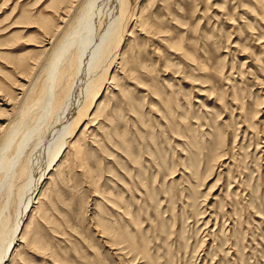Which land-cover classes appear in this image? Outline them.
<instances>
[{"label": "rangeland", "instance_id": "rangeland-1", "mask_svg": "<svg viewBox=\"0 0 264 264\" xmlns=\"http://www.w3.org/2000/svg\"><path fill=\"white\" fill-rule=\"evenodd\" d=\"M69 1L0 0V147L85 3L61 21ZM115 36L4 264H264V0H130ZM18 177L7 198L0 170L10 229Z\"/></svg>", "mask_w": 264, "mask_h": 264}, {"label": "bare ground", "instance_id": "bare-ground-1", "mask_svg": "<svg viewBox=\"0 0 264 264\" xmlns=\"http://www.w3.org/2000/svg\"><path fill=\"white\" fill-rule=\"evenodd\" d=\"M84 2L73 26L48 59L44 69L47 78L41 96L27 106L23 114L18 116L16 123L11 125L6 136H3L4 141L0 147V170H3L7 176V196H9L7 198H10L11 191L14 192L15 180L19 178L18 176H27V181L17 191V196L22 200L23 205L18 212L13 228L11 227L12 229L9 228L10 219L12 218H9V215L7 216V213L3 212L6 206L0 210V264H4L7 259L12 246L17 240L18 232L24 225L27 214L35 202L43 180L47 177L49 170L53 167L63 149V136L68 133L69 129H71V133L75 131V125L81 121L83 114L89 111L92 102L98 97L99 87L102 86L108 69L95 77L93 73L96 69L94 70V68L99 67L102 60H105L113 40L115 48L120 46L121 40H118V37L116 38L115 33L119 24L126 17L130 0H85ZM81 3L82 0H70L67 10H64V12L60 10L65 14V16H61L60 20L65 21L67 19L66 15H69ZM91 74H93V78ZM65 76H68V82H72L70 79L73 77V83L72 85L68 83V87L66 86L67 94H65L64 99L62 97L63 101L60 100L61 98L54 100V88ZM30 115H32V118L34 117V121L28 126L18 142L16 147L18 149L11 155L9 148L12 146L15 134L19 127H23L21 125L25 123ZM50 128H52L50 136L55 135L48 143L43 137L45 136L44 130ZM33 133L36 136V151L34 154L36 158H33V156L30 158L32 161L35 159V165L30 160L18 169L15 161L20 162L21 152L23 153L22 150L25 149V145ZM49 151H51V157L50 155L48 157L51 159L42 163V157L44 158V154H48ZM8 201L6 200V202Z\"/></svg>", "mask_w": 264, "mask_h": 264}]
</instances>
